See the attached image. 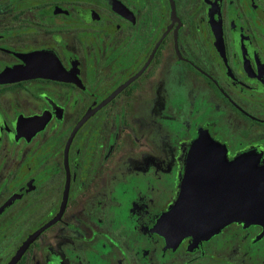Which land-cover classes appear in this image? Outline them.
Listing matches in <instances>:
<instances>
[{
  "label": "flooded vegetation",
  "instance_id": "af4514ba",
  "mask_svg": "<svg viewBox=\"0 0 264 264\" xmlns=\"http://www.w3.org/2000/svg\"><path fill=\"white\" fill-rule=\"evenodd\" d=\"M202 136L264 166V0H0V264H264L154 232Z\"/></svg>",
  "mask_w": 264,
  "mask_h": 264
},
{
  "label": "water",
  "instance_id": "95a60500",
  "mask_svg": "<svg viewBox=\"0 0 264 264\" xmlns=\"http://www.w3.org/2000/svg\"><path fill=\"white\" fill-rule=\"evenodd\" d=\"M257 154L229 160L224 146L202 136L193 146L176 204L154 228L168 244L201 242L232 223L264 229V166Z\"/></svg>",
  "mask_w": 264,
  "mask_h": 264
}]
</instances>
